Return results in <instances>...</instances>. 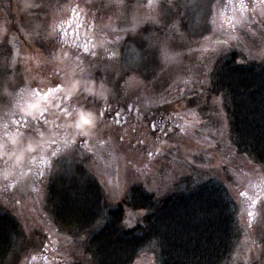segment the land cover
I'll use <instances>...</instances> for the list:
<instances>
[{
  "label": "rangeland",
  "instance_id": "1",
  "mask_svg": "<svg viewBox=\"0 0 264 264\" xmlns=\"http://www.w3.org/2000/svg\"><path fill=\"white\" fill-rule=\"evenodd\" d=\"M22 2L29 6L24 11ZM188 2L0 0V84L10 82L16 91L19 81V77L13 75L16 64L24 61L28 68L27 64L38 57L32 55L31 43L37 45V41L43 40L57 12L60 15L55 18L65 20L77 5V10H87L93 15L100 34L108 39L99 40L104 47L100 46L99 55L105 53V46L117 50L109 56V61L117 60V64L108 65L106 76L109 78L105 81L111 94H118L115 96L118 99L109 95L107 104L117 111L125 102L134 106L133 114L126 128L120 120L122 115L115 114L112 126L105 124L103 132L93 130L94 122L92 127L85 126L88 136L78 138L74 147L59 156H52L50 169L56 167L58 159L72 155L71 151L81 154L90 172L101 183L107 201L115 204L124 200L132 185L143 184L159 195L171 191L180 178L192 175L205 164L213 174L230 178L228 185L237 202L241 237L230 262L264 264V231L261 230L264 167L234 147L225 99L213 92L211 82L213 65L236 48L244 59L264 60V8L261 7L264 0H243L247 6L243 12L239 8L241 0H202L204 7L197 13L195 28L189 9L184 7ZM63 5L70 6L67 12L61 11ZM133 15L138 23L134 37L145 29L148 49L139 53L130 43L125 47L124 59L119 60V46L125 43L120 45L121 37L117 36L132 26ZM78 57L74 62L63 64L43 60L52 66L53 74H60L63 82L69 74L80 79L88 77L92 71L91 55ZM18 73L22 74L21 70L18 69ZM109 73L115 79L111 80ZM79 100V105L95 108L97 112L101 109L102 104L96 97L82 94ZM143 100H147L144 109L138 102ZM11 103V99L0 96V127ZM152 123L158 125L155 131ZM2 134L0 128V138ZM141 140L142 144L137 143ZM47 164L48 158L42 168L46 169ZM32 181L38 183L41 178L35 176ZM49 181L46 176L43 189L35 192H20L18 183L0 186V212L10 211L20 228L0 264H94L86 250L88 233L59 225L51 215L47 203ZM249 211L256 213L255 219L247 215ZM142 213L126 206L125 224L133 226ZM133 264H158L157 253L145 248Z\"/></svg>",
  "mask_w": 264,
  "mask_h": 264
},
{
  "label": "trees",
  "instance_id": "2",
  "mask_svg": "<svg viewBox=\"0 0 264 264\" xmlns=\"http://www.w3.org/2000/svg\"><path fill=\"white\" fill-rule=\"evenodd\" d=\"M146 37L131 40L139 53L148 49ZM242 55L236 48L216 61L212 89L225 99L234 147L264 167V60ZM110 96L118 99L117 93ZM138 102L144 109V100ZM204 166L180 178L171 191L159 195L143 184L132 185L123 201L110 204L81 154L72 153L52 170L47 203L59 225L88 233L86 250L94 264H133L145 248L155 250L158 264H233L230 258L241 226L230 178L223 179ZM126 206L143 211L133 226L124 222ZM19 232L16 217L1 211L0 262Z\"/></svg>",
  "mask_w": 264,
  "mask_h": 264
},
{
  "label": "clouds",
  "instance_id": "3",
  "mask_svg": "<svg viewBox=\"0 0 264 264\" xmlns=\"http://www.w3.org/2000/svg\"><path fill=\"white\" fill-rule=\"evenodd\" d=\"M243 0H241V3ZM29 7L22 2V11ZM69 5H63L61 11L67 12ZM240 8V7H239ZM73 16L67 20L57 19L59 16L57 12L53 19L50 20L47 26V39H50L57 47L51 52L52 62L70 63L79 57H73L70 50L65 49L64 45L69 44L71 48L82 47L83 50L89 48L88 43L83 41H91L93 39L105 40L103 35H100L99 30L93 31L90 23L83 20L82 17L76 13L75 9H71ZM83 11V9H81ZM241 12L244 10L240 9ZM67 23L69 26L76 25V28H81V25L86 32L83 35H77L74 39L69 41L67 39L68 33L61 32L63 25ZM132 26L127 29L133 36L136 34L138 27L137 20L133 15L131 18ZM95 47V45H93ZM67 89V94L64 99L67 101L74 96L81 94L86 97H96L102 105H106L111 94V88L104 79L97 81L92 78L91 74L88 77L74 79L72 74H69L66 79L54 88H49L46 92H41L36 88L22 87L16 91L13 90L10 82L5 81L0 84V96L11 99L12 103L7 109L5 115L12 117L18 113L30 116L32 122L39 121L44 113L49 111L51 106L50 97L54 93H59ZM43 101V103H41ZM36 108L39 115H31L28 110ZM65 118L66 123L59 125L58 131L61 135L58 138L51 140L45 139V132L51 131L41 129L36 126L31 132L25 134L24 132L6 133L3 138H0V181L5 183V186L15 185L19 183L26 175L25 168L30 162L36 159V154H42L46 147L50 145H65L66 148L71 149L75 145V137H87L88 132L84 130L85 126L92 127L93 122L96 132H103L105 128L104 110L103 107L97 112L95 108H90L87 105L66 104L60 113ZM16 121H13L15 123ZM71 130L73 136L71 139L67 138L68 131ZM51 155L55 157L57 151L53 150Z\"/></svg>",
  "mask_w": 264,
  "mask_h": 264
},
{
  "label": "flooded vegetation",
  "instance_id": "4",
  "mask_svg": "<svg viewBox=\"0 0 264 264\" xmlns=\"http://www.w3.org/2000/svg\"><path fill=\"white\" fill-rule=\"evenodd\" d=\"M76 13H78V15L82 17L85 22L91 24L92 30L94 32L98 30L96 26V21L92 17L93 15H91L87 10H84V9L83 11L76 10ZM72 16H73V12L71 10L70 14L67 16L65 20L71 18ZM86 31L87 29H85L83 25H81V28L77 29L75 24H72L71 26H69L67 23H65L63 27L61 28V32L68 33L67 39L69 41L74 39L77 35H83V33ZM144 34H146L145 29H143L140 32V34L136 37L131 36L132 34H130L129 31L123 30L121 32V36H117V37H121L119 38L121 39V42L119 44L121 45L122 42L125 43L122 45L125 48L131 43V40L133 39V37L142 39L144 38ZM33 35L35 36V34ZM103 36L105 37L106 40H108L106 38V35H103ZM46 37H47V30H45V34L43 36L42 41L40 42L37 41V45L34 43H31L32 55L37 54L38 57L35 56L36 58H34V61L31 64H27L28 68L24 64V61L20 62L19 65L18 63L16 64L17 66L13 70V75H15L17 78L19 77V81L15 85L16 90L22 87H27V88H36L43 93V92H46L49 88H54L57 85L62 83L60 74L59 73L53 74L51 70L52 66L49 67V62L43 60V59H51L50 50L54 51L55 48L57 47V45H55L50 39H47ZM117 37H115L114 39H118ZM83 42L89 44L88 52H85L82 47L71 48L70 43L64 45V47L65 49L70 50V54L73 57H78L79 55L81 56L83 54H85L86 56L91 55V59L89 63L92 66L91 67L92 71L90 72L92 76L100 77L102 74L106 75V71L108 70V65L111 64V62L117 64L116 59H115L116 61H111V62L109 61L110 60L109 56L112 53L116 54V51H117L116 49L111 50L108 46H105V53L103 55L102 54L99 55V48L102 45L99 43L98 38L93 39L91 41H83ZM93 45H95V47H93ZM122 46H119V52L121 53V55L118 56L119 60H123L124 59L123 54H126L127 52V49L122 48ZM21 65L23 67H21ZM18 69L21 70L22 74L18 73ZM67 91L68 90L65 89L64 91H61L59 93H54L52 97H50V100L52 103L49 108V111L44 113L43 117L39 121L32 122L30 120V116L24 115L22 113H18L12 117L6 116V119L2 121V124L0 127L3 132V134L1 135V138H3L6 133L24 132L25 134H27L31 132L32 129L35 128L36 126H39L41 129H44V130H49V129L51 130L50 132L49 131L45 132L46 140H51L52 138H58L61 135V132L58 131L59 125L66 123L65 118L61 116L60 113L62 112L66 104L79 105V101H80L79 99L80 97H82V94H81L80 96H74L71 99L66 101L64 97L66 96ZM140 95L143 96L144 94H142L141 92ZM126 96L128 97L132 95H126ZM41 103H43V101H41ZM144 103L146 104V101H144ZM124 104H126L127 107L121 106V109L117 111L120 113V115H122V118L120 120L123 121L124 128H126V124H129L131 121V116H132L131 114H133V112L131 113V110L133 109V106L125 102ZM101 107H103V110H104V122L112 124L111 119L112 117L114 118V114L117 112L116 108L109 106V104L102 105ZM28 111L31 115H39V112L36 108L30 109ZM107 111L109 112V115L105 116V113ZM141 114L143 115L144 112H141ZM13 121H16V122L13 123ZM45 121H47V123H45ZM69 132H71V130L68 131L67 138L71 139L73 136V133L69 135ZM78 138H83V137H75V144L78 142ZM48 148L49 149H47L42 154H36V159L33 162H30L25 168V172L27 173V175L18 183L19 185L18 190L20 192H23V191L35 192V191H39V189H43L44 178L47 176L48 180H50V175L52 173L51 171L52 168L50 169L51 160H52L51 152L53 150H56L58 154L57 156H59L60 154L68 150V148H66V146L62 144L61 145H55V144L50 145L48 146ZM71 153H74V152L71 151ZM70 156L72 155L70 154ZM46 158H48L47 168L43 169L42 163L44 164L46 163ZM59 160L60 159H58L55 163H57ZM35 176H39L41 178V181L38 183L32 181L33 177ZM0 183L2 184L0 186L2 187L5 186V183L3 181H0Z\"/></svg>",
  "mask_w": 264,
  "mask_h": 264
},
{
  "label": "snow or ice",
  "instance_id": "5",
  "mask_svg": "<svg viewBox=\"0 0 264 264\" xmlns=\"http://www.w3.org/2000/svg\"><path fill=\"white\" fill-rule=\"evenodd\" d=\"M184 7H186L187 9H189L190 16H191V18H192V20H193V28H195V27H196L195 21H196V19H197V13L199 12V10H200L201 8L204 7V5H203V3H202V0H189V2L186 3V4L184 5ZM239 7H240V9H242V10H244V11H245L246 8H247V6H246L243 2L240 3ZM261 7L264 8V4H262ZM78 8H79V5H77L76 8H74L75 11H76ZM88 51H89V48L86 50V52H88ZM115 115H116V116H119L120 113L117 111V112L115 113ZM116 122H117V124H119V120H117ZM45 123H47V121H45ZM151 127H152L153 130L155 131V129L158 128V125L155 124V123H152V124H151ZM120 139L123 140V136H121ZM137 143H141V144H142L143 141L141 140V141H138ZM255 203H256V201H253V204H255ZM247 215H248L249 217H252L253 219L256 218V213L253 212V211H249V212L247 213ZM261 219L264 220V216H262ZM128 226H130V225H128ZM261 230L264 231V225H262Z\"/></svg>",
  "mask_w": 264,
  "mask_h": 264
}]
</instances>
